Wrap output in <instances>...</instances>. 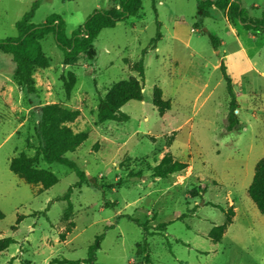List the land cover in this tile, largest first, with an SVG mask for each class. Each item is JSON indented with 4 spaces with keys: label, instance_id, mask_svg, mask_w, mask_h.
Masks as SVG:
<instances>
[{
    "label": "rangeland",
    "instance_id": "rangeland-1",
    "mask_svg": "<svg viewBox=\"0 0 264 264\" xmlns=\"http://www.w3.org/2000/svg\"><path fill=\"white\" fill-rule=\"evenodd\" d=\"M238 2L248 23H260L264 0ZM34 3V25L58 14L68 36L96 10L113 4L0 0V41L17 36L16 23ZM196 11L197 0H143L137 15L100 32L94 60L80 57L74 65H64L49 34L41 41L49 65L34 72V92L17 83L11 56L0 53V240H15L0 252V264L83 260L100 234L105 236L97 264H149L147 255L151 264H264V214L248 195L264 157V24L246 29L216 9L202 29L220 40L215 49L196 27ZM158 23L162 38L151 49ZM142 58L143 100L121 108L127 120L99 123V100L115 84L140 79L136 66ZM222 64L239 105L237 131L227 129L230 97ZM155 87L171 101L163 115L152 103ZM50 105L80 111L67 126L88 138L67 157L101 189L92 182L77 186L75 172L60 164L40 161V168L59 179L47 190L10 170L11 159L34 155L41 110ZM166 155L187 167L166 178L153 176ZM71 186L68 212L60 198ZM218 227L224 233L215 243Z\"/></svg>",
    "mask_w": 264,
    "mask_h": 264
},
{
    "label": "trees",
    "instance_id": "trees-1",
    "mask_svg": "<svg viewBox=\"0 0 264 264\" xmlns=\"http://www.w3.org/2000/svg\"><path fill=\"white\" fill-rule=\"evenodd\" d=\"M143 0H111L113 3L109 8L96 10L83 25L79 26L71 36L66 33V22L61 15L52 14L47 17L45 23L34 25L31 20L34 16L37 3H34L31 10L27 12L17 23V36L0 41V53L10 55L15 65V79L20 86H23L29 92L35 91L34 72L39 68H46L49 60L43 52L41 41L49 34H52L58 47L63 53L64 65H74L80 57H86L94 60L96 50L93 42L103 29L114 28L118 22L126 20L130 16H135L142 8ZM117 2V4H114ZM227 11L231 19L239 20L246 29L259 30L264 24V15L260 23H248L244 8L241 7L238 0H197L196 27L200 28L210 39L212 46L217 49L220 46V40L212 33L203 29V23L206 18H212L215 10ZM161 25L158 23L156 36L151 40V49H156L158 42L162 38ZM146 50L143 51V55ZM139 78L131 77L126 81L115 84L109 93L99 100L97 105V120L99 123L106 121L124 119L127 116L121 112V108L130 101L143 100V80H144V60L139 61L136 66ZM221 71L227 82V91L230 97L229 111L227 115L228 131H237L239 129V120L236 113L239 105L236 99L231 79L227 76L225 65H221ZM152 103L157 111L163 115L171 109V101L164 99L163 92L159 87L153 90ZM79 110L64 108L59 105L46 106L41 110V118L36 126V134L40 140V145L36 148L33 156L21 154L9 163L10 170L20 176L26 183L31 185H40L47 190L59 181L58 177L48 169L40 168V161L47 164H60L75 172L78 177L77 186L85 182L101 189L95 180H90L85 171L80 169L76 162L69 159L67 154L74 152L80 145L87 140L86 133L74 134L67 126L68 123L75 122L80 116ZM187 167L186 163L173 159L166 155L160 163L153 168V176L166 178L171 174L181 172ZM73 186H71L63 197L62 201L67 202L68 212L72 211L70 197ZM248 195L254 202L260 213L264 214V157L260 159L256 166L252 182L248 188ZM106 207H116L114 202H106ZM220 210H224L220 205H214ZM231 213V211H230ZM4 218V213L0 209V219ZM127 218L142 227L147 232V227L138 220L127 216ZM230 221V217L228 216ZM108 229V228H106ZM224 233V227H218L212 240L218 243ZM104 234L96 236L94 242L89 247L88 256L83 260H66L65 264H97V252L101 248L104 240ZM15 240L11 237L0 240V252L6 250ZM144 248H147L145 243ZM147 261L151 264L149 255Z\"/></svg>",
    "mask_w": 264,
    "mask_h": 264
}]
</instances>
